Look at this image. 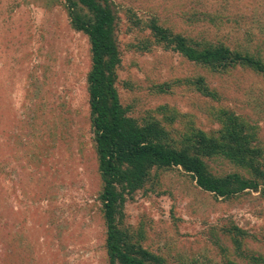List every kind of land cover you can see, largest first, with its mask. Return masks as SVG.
<instances>
[{"label":"rangeland","instance_id":"1","mask_svg":"<svg viewBox=\"0 0 264 264\" xmlns=\"http://www.w3.org/2000/svg\"><path fill=\"white\" fill-rule=\"evenodd\" d=\"M111 1L121 62L106 88L117 96L119 119L139 127L153 115L166 136H177L175 116L189 115L211 132L223 112L234 113L257 128L250 148L256 158L248 163L263 172L264 75L238 65L209 72L157 46L134 54L126 32L129 14L155 18L200 45L240 48L264 63V0ZM93 19L79 0H0V264H109L110 229L162 264H264L263 184L219 196L180 167L153 166L130 191L123 188L126 163H113L118 177L103 175L90 106L91 47L74 24ZM198 76L211 96L186 87L157 94L159 85ZM102 93L100 105L110 109ZM161 105L175 109L163 116L155 112ZM204 163L214 176H252L249 166L219 155ZM108 183L123 195L115 209L103 200Z\"/></svg>","mask_w":264,"mask_h":264},{"label":"trees","instance_id":"2","mask_svg":"<svg viewBox=\"0 0 264 264\" xmlns=\"http://www.w3.org/2000/svg\"><path fill=\"white\" fill-rule=\"evenodd\" d=\"M79 1L94 16L92 21L74 22V24L77 30L83 31L88 36L91 47L93 66L88 77L91 86L90 106L92 113L95 114L92 122L95 124L99 166L103 175L109 178L118 177L119 173L113 171L116 169V166L113 167V163H126L129 172L124 173L125 187L123 188L130 191L145 183L147 169L153 166L157 168L180 167L185 173L190 174L201 189L219 196H232L245 190H257L260 184L264 185V169H262L263 172L257 173L254 170L261 169L248 163L256 158L253 155L255 151L250 148L257 128L252 125L247 127V120L239 115L223 112L221 127L217 131L211 132H205L199 128L189 115L183 114L179 119L180 116H175L173 117L175 124H182L177 130L180 133L177 136H172L170 132L166 136L155 125L159 121L152 117L153 115L143 119V121L148 119L149 122L139 127L131 119L126 118V124L120 120L116 111L118 107H115L118 102L117 96L112 88H106L113 75L108 78L106 76L112 74L115 66L121 62V46L119 47L118 35L114 27L117 16L112 7V1ZM127 17L129 21L126 34H132L134 54L149 55L153 52L151 48L157 46L164 51L179 55L183 61L200 68H206L209 72L227 73L232 67L238 65L243 69L253 70L257 74L264 75V63L249 52H240V48L232 50L209 42L200 45L190 37L164 27L155 18H149V21L142 22L141 19H134L130 14ZM147 29H149L146 35L148 37L145 36L141 40L140 34H144ZM127 49L130 48L127 47ZM106 79L108 84L103 86ZM167 87H173L174 90L168 92ZM183 87L195 88V90L211 96L206 81L200 76L159 85L157 94L173 95L176 89ZM102 92L109 94L113 101L110 109H102L104 106L100 105V100L103 98ZM172 109L175 108L161 105L155 112L164 116L163 111L170 113ZM106 115L110 117V120L106 119ZM256 150L257 155L263 157L261 146L256 147ZM213 154L224 157L237 167L249 166L252 176L245 178L242 174L235 172L219 177L212 175L204 161ZM105 179L108 181V178L105 177ZM119 199L123 200L122 193H117L111 183H108L103 197V200L107 202V207L112 205V209L113 206L115 209V203H118ZM106 216L112 225L111 212L107 213L106 211ZM140 232L142 233V230ZM107 236L106 248L109 264H152L150 261L155 260L162 264L150 253L142 249H135L134 247L137 248V246L127 243L128 240L123 242L119 240L115 230L110 229Z\"/></svg>","mask_w":264,"mask_h":264}]
</instances>
